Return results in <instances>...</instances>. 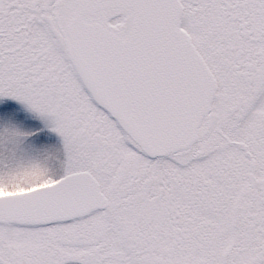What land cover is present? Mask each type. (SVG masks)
Returning <instances> with one entry per match:
<instances>
[{
  "label": "snow or ice",
  "instance_id": "1",
  "mask_svg": "<svg viewBox=\"0 0 264 264\" xmlns=\"http://www.w3.org/2000/svg\"><path fill=\"white\" fill-rule=\"evenodd\" d=\"M0 264H264V0H0Z\"/></svg>",
  "mask_w": 264,
  "mask_h": 264
}]
</instances>
